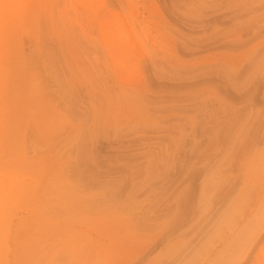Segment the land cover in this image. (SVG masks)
I'll return each instance as SVG.
<instances>
[{"label": "rangeland", "instance_id": "1", "mask_svg": "<svg viewBox=\"0 0 264 264\" xmlns=\"http://www.w3.org/2000/svg\"><path fill=\"white\" fill-rule=\"evenodd\" d=\"M263 200L264 0H0V264H264Z\"/></svg>", "mask_w": 264, "mask_h": 264}, {"label": "bare ground", "instance_id": "2", "mask_svg": "<svg viewBox=\"0 0 264 264\" xmlns=\"http://www.w3.org/2000/svg\"><path fill=\"white\" fill-rule=\"evenodd\" d=\"M121 23V21H118V24H120ZM123 35H124V37H125V41H129V39H128V35H127V32H126V30L124 29L123 30ZM130 42V41H129ZM128 44V43H127ZM133 44L136 46V42H134L133 41ZM123 49H124V44L123 45H121V47L119 48V50L120 51H123ZM82 201V200H81ZM264 201V200H263ZM95 202H97V201H95ZM77 205V204H76ZM82 205V204H81ZM87 206V205H86ZM98 206V205H97ZM246 260H247V252L245 253V254H243V252L241 253V251H239V253L237 254V256H236V254H234V258H232L231 260H229L228 261V263L227 264H246ZM163 264L164 262L161 260V259H159V260H157V262H154V264Z\"/></svg>", "mask_w": 264, "mask_h": 264}]
</instances>
